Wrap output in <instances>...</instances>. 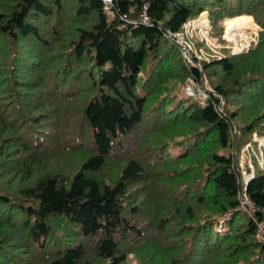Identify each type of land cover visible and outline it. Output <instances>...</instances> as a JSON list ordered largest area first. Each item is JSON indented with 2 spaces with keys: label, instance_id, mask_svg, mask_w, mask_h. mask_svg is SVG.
<instances>
[{
  "label": "trees",
  "instance_id": "16d2710c",
  "mask_svg": "<svg viewBox=\"0 0 264 264\" xmlns=\"http://www.w3.org/2000/svg\"><path fill=\"white\" fill-rule=\"evenodd\" d=\"M112 9L0 0V264H264V156L244 199L237 163L264 137V0ZM204 11L223 41L252 14L257 42L187 60L165 32Z\"/></svg>",
  "mask_w": 264,
  "mask_h": 264
},
{
  "label": "rangeland",
  "instance_id": "374dc122",
  "mask_svg": "<svg viewBox=\"0 0 264 264\" xmlns=\"http://www.w3.org/2000/svg\"><path fill=\"white\" fill-rule=\"evenodd\" d=\"M243 13V15H237L234 17H226L224 19H220L216 26H214L215 33L221 34V38H224V41L221 40L218 36L209 35L210 31V22L208 19V13L206 11L202 12L197 18L193 20H189L186 25L183 27V30L179 32V35L182 37V39L186 40L188 43L187 47V55H184L187 60H192L190 52L194 53L197 57L200 58V56H206L208 57L213 52L219 53L220 48L222 45L224 48H226L228 51L230 50L231 53L237 54L241 51H243L245 48L249 47L253 41L257 42L259 32L261 31L262 27L256 22L254 16L250 13ZM251 15V16H250ZM244 18H247L248 21H245L242 25L238 26V28L235 32H231L230 35L227 34V22L228 21H240ZM222 26V27H221ZM204 31V32H203ZM199 40H202L204 44L199 43ZM179 41H181L179 39ZM200 45V47L196 45ZM182 48V47H181ZM183 49V48H182ZM211 53V54H210ZM82 84L85 83V80L81 82ZM187 84H184L180 91H182L185 95H192L195 96V92L199 94H204V91L201 90L199 87H194L192 81L188 79ZM236 132V129L234 130ZM252 139L256 140L257 144L256 147H252L249 142H246L244 146L240 148L237 163L239 166V174L240 176H246L250 171L253 170V157L257 160L259 164H263V161L261 159V155L264 156V137L263 135H259L257 132L252 133ZM147 139V137L144 138V136H141V138H138V147H144V149L148 146L147 143L143 144L142 142ZM244 140V137H242ZM253 140V141H254ZM263 142L261 144V142ZM142 143V144H141ZM249 143V144H248ZM141 144V146H140ZM247 144V148L245 147ZM182 149H176L175 147H170V152L172 154L181 152ZM78 153V152H77ZM115 159H111L108 162V166L102 168L99 173L97 172L96 175H106V176H112L115 177L117 175V166L114 164ZM130 262L135 264V259L132 257L131 254H129Z\"/></svg>",
  "mask_w": 264,
  "mask_h": 264
},
{
  "label": "built area",
  "instance_id": "2783aa9c",
  "mask_svg": "<svg viewBox=\"0 0 264 264\" xmlns=\"http://www.w3.org/2000/svg\"><path fill=\"white\" fill-rule=\"evenodd\" d=\"M102 2H103V9L105 10V12L106 13H108V14H113V9H112V0H102ZM121 19H124L125 17L122 15V17H120ZM139 21H142V22H147L148 21V16H147V14H146V11H145V4H144V8L143 9H141L140 10V12H139V19H138V22ZM188 22V21H187ZM187 22H185L184 23V25L183 26H185L186 25V23ZM165 34H166V36H168V37H173L180 45H181V47L184 49V48H187L188 47V43H187V41L186 40H184V39H182V37L179 35V32H171V31H169V30H166V32H165ZM179 39L181 40V41H179ZM202 95V94H201ZM205 95V93L202 95V96H204ZM220 110L222 111V109L220 108ZM259 142H261V141H259ZM263 142H261V144H262ZM249 144V143H248ZM246 148H247V144H246V146H245ZM252 174H253V170L252 171H250L248 174H246V176H245V178H244V176L242 175V176H240L241 175V173L239 174V177H240V183H241V192H240V198H242V199H244L245 198V194H244V188H245V184H246V182H247V180L252 176Z\"/></svg>",
  "mask_w": 264,
  "mask_h": 264
},
{
  "label": "bare ground",
  "instance_id": "6f19581e",
  "mask_svg": "<svg viewBox=\"0 0 264 264\" xmlns=\"http://www.w3.org/2000/svg\"><path fill=\"white\" fill-rule=\"evenodd\" d=\"M245 21H248V19L244 18L243 20L234 21V22L228 21L227 24H226L227 25V34L230 35L231 32L238 31V30H236L238 28V26L242 25Z\"/></svg>",
  "mask_w": 264,
  "mask_h": 264
},
{
  "label": "water",
  "instance_id": "95a60500",
  "mask_svg": "<svg viewBox=\"0 0 264 264\" xmlns=\"http://www.w3.org/2000/svg\"><path fill=\"white\" fill-rule=\"evenodd\" d=\"M183 54H184V55H187V54H188V52H187V48H184V49H183ZM190 61H192V60H190Z\"/></svg>",
  "mask_w": 264,
  "mask_h": 264
}]
</instances>
